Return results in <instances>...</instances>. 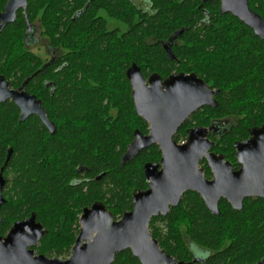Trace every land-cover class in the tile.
<instances>
[{
	"label": "trees",
	"instance_id": "trees-1",
	"mask_svg": "<svg viewBox=\"0 0 264 264\" xmlns=\"http://www.w3.org/2000/svg\"><path fill=\"white\" fill-rule=\"evenodd\" d=\"M7 2L0 0V12ZM196 3L200 0H154L156 12L141 17L125 0H28L25 13L19 10L16 21L5 26L0 76L13 88L27 80L25 90L41 98L55 129L51 135L37 117L21 123L12 101L0 104L5 199L0 236L35 213L46 230L36 254L65 260L84 208L101 202L116 220L132 210V196L147 188L144 164L158 162L161 154L152 146L121 164L134 132L148 133L133 108L125 75L131 64L144 78L194 73L219 90L217 108L194 113L175 135L177 143L186 140L185 128L206 124L208 117L234 118L227 134L230 148L247 138L248 128L264 124V41L238 19L221 15L218 3L202 5L206 18ZM248 5L264 20V0H248ZM99 9L127 28L109 31L97 17ZM39 14L50 46L67 50L66 67L57 73L41 67L27 46V22L32 25ZM45 81L55 84L52 97L43 89ZM218 210L212 214L198 194L188 192L166 216L153 217L149 231L178 261L191 260L187 238L208 252L205 264L259 262L264 257V199H248L240 211L221 201ZM122 261L139 264L128 250L116 254L114 264Z\"/></svg>",
	"mask_w": 264,
	"mask_h": 264
},
{
	"label": "water",
	"instance_id": "water-1",
	"mask_svg": "<svg viewBox=\"0 0 264 264\" xmlns=\"http://www.w3.org/2000/svg\"><path fill=\"white\" fill-rule=\"evenodd\" d=\"M209 1L212 0H202L204 3ZM220 1L221 14H232L264 41V20L248 7L247 0ZM26 8L27 0H8L0 12V33L6 25L16 21L19 10L25 13ZM30 30L27 22L26 33ZM167 55L173 60L168 52ZM126 78L134 111L149 125V132L142 135L135 131L121 164H127L144 150L157 146L161 153L159 163L143 166L147 190L132 196V210L118 220L101 202L84 208L78 222L79 235L67 260L35 255L33 248L46 230L32 213L27 219L15 222L7 235L0 237V264H111L115 255L125 250H129L141 264H175L176 261L159 248L148 228L153 217L166 216L170 209L176 208L184 193H197L214 215L219 214L221 199L226 200L233 210L240 211L245 199L264 198V127L253 129L247 141L235 146L242 168L233 173L222 156L209 153L212 143L206 139L205 129L189 131L184 144L173 140L178 128L191 114L204 106H216L211 99L215 92L202 79L185 73L173 74L164 80L154 73L146 79L135 64L127 69ZM27 82L14 90L11 83L0 76V104L12 101L20 112L19 122L38 116L53 134L54 125L47 118L41 102L25 91ZM9 156L10 153L5 165ZM203 159L214 174L211 181L203 178L200 168ZM3 170L4 167L0 172V209L5 203ZM256 264H264V257Z\"/></svg>",
	"mask_w": 264,
	"mask_h": 264
},
{
	"label": "flooded vegetation",
	"instance_id": "flooded-vegetation-1",
	"mask_svg": "<svg viewBox=\"0 0 264 264\" xmlns=\"http://www.w3.org/2000/svg\"><path fill=\"white\" fill-rule=\"evenodd\" d=\"M127 3H130V4H133V6L135 7V9L137 11L140 12V16L142 17V15L144 14H148L150 16H152L155 12H156V8H155V5H154V0H141L139 2V4H136V1L135 0H125ZM248 1V0H247ZM27 3H28V0H27ZM208 3H218V10L220 12V8H221V1L220 0H212V1H209V2H202V0H200V4L197 5V9H201V12L205 15V18L208 16V13L206 12L205 8L202 6L203 4H208ZM249 7V5H248ZM250 8V7H249ZM252 10V9H251ZM22 11V10H21ZM253 11V10H252ZM254 12V11H253ZM24 13V12H23ZM255 13V12H254ZM221 14V12H220ZM226 14H229L231 15L232 17H234L232 14L230 13H226ZM226 14H221V15H226ZM80 14L76 15L75 17L79 16ZM97 17H100L101 19L105 20L106 22V26H107V29L110 31L112 30L113 28L117 27L118 29H120L121 27L123 28H127L124 24H122L119 20H115L114 18L110 17L107 13H106V10L105 9H99L98 10V13H97ZM235 18V17H234ZM237 19V18H236ZM240 21V20H239ZM30 27H31V30L29 31V33H27V46L28 48L33 46V45H37L38 43V40H37V37H36V26H34L33 24H29ZM122 29V28H121ZM124 29V30H125ZM123 30V31H124ZM165 47H167L165 45ZM81 50L83 49V43H82V40H80V47H79ZM167 49V48H165ZM46 52L47 54L49 55V59L46 60V62L44 64H42L41 67H49V68H52L53 70V73H57L58 71H60L62 68L66 67V63L64 62L65 60V56H66V53H65V49H62V48H53L52 46H50V44L48 43L47 44V47H46ZM34 55V54H33ZM35 56V55H34ZM33 56V57H34ZM36 57V56H35ZM127 71V70H126ZM175 74H179V73H174ZM185 74H194V73H185ZM126 75V73H125ZM173 75V74H172ZM197 76V75H196ZM149 77V76H148ZM147 77V78H148ZM198 77V76H197ZM146 78V79H147ZM199 78V77H198ZM127 79V78H126ZM201 79V78H199ZM203 80V79H202ZM128 81V80H127ZM204 81V80H203ZM205 82V81H204ZM129 83V82H128ZM205 84L210 88L211 91H214L215 93L212 95L211 99L212 101H214L216 103V106L215 107H212V106H204L200 109H198L197 111L201 110V109H204V108H210V109H216L217 108V101H216V95L218 94L219 90L218 89H213L212 87H210V85H208L206 82ZM12 85V84H11ZM130 86V84H129ZM12 89L14 90H18L20 87L18 88H13L11 87ZM43 89H46L47 91V94L52 97L56 91V87H55V84L53 81H45V83L43 84ZM131 89V88H130ZM26 91V90H25ZM27 92V91H26ZM28 94L32 95V96H35L37 98V100H39L41 102V105L42 107L44 108V105H43V101L41 100L40 97H38V95L36 93H33V92H27ZM43 94V93H42ZM46 94V93H44ZM39 95L41 96V94L39 93ZM197 111H195L194 113H196ZM46 112V111H45ZM193 113V114H194ZM20 114V112H19ZM191 114L188 119L193 115ZM47 116V115H46ZM30 117H37L39 120L40 118L38 116H30ZM29 117V118H30ZM28 118V119H29ZM208 122L206 124H194L185 128L184 132H185V135H186V140H187V137H188V132L193 130V129H196V128H203L206 130V139L212 143V147L209 149V153H213L217 156H222L224 158V161L226 163L229 164L230 166V170L231 172H238L241 168H242V163L239 162V158L237 156V153H238V150L237 148L235 147L237 144H240V143H243L245 141H247L249 138H250V132L253 130V129H259V128H263L264 127V124H261V125H256V126H253V127H250L248 128V131H247V138H245L244 140H241V141H238V140H235L233 142V145L232 147H228L227 146V142H228V139H227V134H229L230 131H232L233 129V121H234V118L232 117H208ZM142 119V118H141ZM187 119V120H188ZM186 120V121H187ZM41 121V120H40ZM144 121V120H143ZM185 121V122H186ZM145 122V121H144ZM185 122L183 124H185ZM146 123V122H145ZM147 124V123H146ZM183 124L178 128L176 134L179 132V130L182 128ZM235 124V122H234ZM148 125V124H147ZM55 129V128H54ZM48 130V129H47ZM49 131V130H48ZM148 132H149V125H148ZM50 133V132H49ZM135 133V132H134ZM54 134V133H53ZM142 135H147L148 133L144 134V133H141ZM175 134V135H176ZM52 135V134H51ZM174 135V137H175ZM174 137H173V140H174ZM185 141H182L178 144H184ZM220 141L224 142L225 146L222 145V143H220ZM177 143V142H176ZM220 144V148L219 149H216L217 148V145L219 146ZM151 148V147H150ZM149 148V149H150ZM159 149V148H158ZM148 150V149H147ZM146 151V150H144ZM161 154V153H160ZM161 158V156H160ZM160 161V160H159ZM158 162H147V163H159ZM201 161H204L205 164L204 165H200V168L202 169L203 171V178L207 181H211L213 180V177H214V174L212 172V169L211 167L208 166V164L206 163V161L203 159ZM200 161V162H201ZM146 164V163H145ZM144 164V165H145ZM145 176V175H144ZM146 179V178H145ZM147 182V180H146ZM147 188H148V182H147ZM147 188L145 190H147ZM144 190V191H145ZM190 192V191H189ZM188 193V192H186ZM195 193V192H193ZM185 194V193H184ZM197 194V193H196ZM182 198V197H181ZM201 198V197H200ZM254 198H258V197H254ZM254 198H247L243 201V204L246 200L248 199H254ZM264 199V198H262ZM202 200V199H201ZM181 201V200H180ZM203 201V200H202ZM221 201H225L228 205L229 203L224 200V199H221L219 201V203ZM219 203H218V206H219ZM205 204V203H204ZM206 206V205H205ZM231 207V206H230ZM207 208V207H206ZM171 210V209H170ZM169 213V212H168ZM81 215V214H80ZM160 216V215H159ZM80 217V216H79ZM164 217V216H162ZM116 220V219H115ZM118 220V219H117ZM151 221V220H150ZM79 222V220H78ZM150 224V223H149ZM79 225V224H78ZM80 229V227H79ZM149 229V228H148ZM8 233V232H7ZM6 233V235H7ZM150 233V231H149ZM151 234V233H150ZM5 235V236H6ZM79 235V234H78ZM5 236H0V237H5ZM152 236V235H151ZM78 237V236H77ZM153 238V237H152ZM77 239V238H76ZM154 239V238H153ZM156 240V239H154ZM186 242H187V245L189 247V252L191 254V260L190 262H183V261H178L176 259H173L176 261L175 264H205L206 260H207V256H208V252H205L203 250H201L200 248L196 247L192 242L190 244H188V239L185 238ZM157 241V240H156ZM190 242V241H189ZM158 243V241H157ZM159 245V243H158ZM73 247V246H72ZM35 248V247H34ZM33 248V250H34ZM160 248V246H159ZM161 249V248H160ZM162 250V249H161ZM126 251V250H125ZM129 251V250H128ZM35 252V250H34ZM124 252V251H123ZM72 253V251H71ZM122 253V252H120ZM165 253V252H164ZM118 254V253H117ZM166 254V253H165ZM35 255H38L36 254L35 252ZM167 255V254H166ZM44 256V255H43ZM116 256V255H115ZM169 256V255H168ZM46 257V256H45ZM70 257V256H69ZM68 257V258H69ZM171 257V256H170ZM48 258V257H47ZM67 258V259H68ZM49 259H54V258H49ZM65 259V260H67ZM61 260V259H60ZM138 263L141 264V262L137 259ZM115 263V258H114V261L111 263V264H114ZM120 264H129L127 261H122V262H118Z\"/></svg>",
	"mask_w": 264,
	"mask_h": 264
},
{
	"label": "rangeland",
	"instance_id": "rangeland-1",
	"mask_svg": "<svg viewBox=\"0 0 264 264\" xmlns=\"http://www.w3.org/2000/svg\"><path fill=\"white\" fill-rule=\"evenodd\" d=\"M136 4H139L141 0H135ZM33 25L36 26V37L38 40L37 45H33L29 47L28 49L42 62L41 64H44L47 59H49V55L46 52L47 44L49 43L50 35L46 34L45 28L43 27L41 23V14L37 16V18L34 20ZM122 28V29H121ZM121 30H124L125 28L121 27ZM67 50H65L66 52ZM182 231H184V228H181ZM188 244L192 245L191 242L188 241Z\"/></svg>",
	"mask_w": 264,
	"mask_h": 264
}]
</instances>
